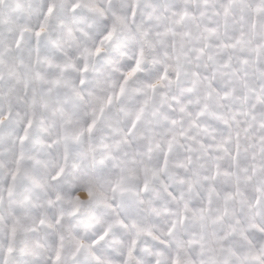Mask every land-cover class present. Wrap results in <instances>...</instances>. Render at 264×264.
Returning <instances> with one entry per match:
<instances>
[{"label": "clouds", "instance_id": "clouds-1", "mask_svg": "<svg viewBox=\"0 0 264 264\" xmlns=\"http://www.w3.org/2000/svg\"><path fill=\"white\" fill-rule=\"evenodd\" d=\"M22 2L26 11L19 23L30 31L21 39L7 20L16 0H0V264H95L83 250L76 253V240L113 264H123L118 253H126L133 240L129 264H264V232L241 235L239 225L234 232L230 227L232 212L243 220L247 209L240 198L225 202L236 177L222 172L239 168L233 169L229 155L205 151L199 143L215 145L227 136L231 130L221 117L241 107L235 99L239 91L220 98L238 87L223 75L230 70L220 67L227 57L197 59V22L177 24L179 16L173 15L187 8L200 27L213 25L210 11L199 16L202 0H80L76 9L77 0ZM253 19L264 34V16ZM41 26L45 32L37 38ZM66 61L74 66L50 67ZM137 61L138 70L120 93ZM28 69L49 82L68 83L53 87L28 80ZM109 96L112 103L105 104ZM197 112L203 115L193 127L189 113ZM174 135L179 143L169 150ZM245 156L242 147L241 168L247 166ZM217 166V179L205 180ZM209 197L211 204L201 213ZM116 221L121 223L109 230ZM60 244L61 259L55 261Z\"/></svg>", "mask_w": 264, "mask_h": 264}, {"label": "snow or ice", "instance_id": "snow-or-ice-1", "mask_svg": "<svg viewBox=\"0 0 264 264\" xmlns=\"http://www.w3.org/2000/svg\"><path fill=\"white\" fill-rule=\"evenodd\" d=\"M205 7L200 11L199 16H205L209 11L216 17L215 22L211 26L200 27L198 22V17L194 12H190L187 8L182 9L179 13H173V15L179 16L176 23H182L185 19H192L197 22V26L200 28L199 35L197 36L198 41L201 46L196 49L198 56L197 59L206 57L207 61L215 62L216 56H226L225 62L220 65L221 68L228 69L223 75L230 77V82L234 81L238 87H233L229 91L223 93L220 98H227L232 96L233 93L239 91L240 95L235 97L236 100L241 102V107L236 110L234 114L229 115L225 113L221 119L231 130L229 134L221 139L217 140L215 145L204 144L200 141V147L205 151L209 149H215L217 151H222L226 155L231 157L233 169L239 168V173L233 171L229 173L228 170H223L222 174L225 176L236 177L233 182L234 191L227 192L224 195L225 202L240 198V204L242 208H246L244 219L242 220L235 211L232 212V216L235 219V224L231 225L232 231H236V226H240V234L243 235L248 230H256L258 232H264V84L259 83L264 81V34H261L257 25L254 22L253 17L264 16V0H202ZM80 7V0L72 4V8L76 9ZM15 12L8 15V22L19 29L20 38H23L24 31H30V29L25 28L19 23V19L23 17L26 11L22 0H16ZM49 8V12H51ZM245 14L248 15L249 23L246 25ZM4 17L0 15V22H3ZM233 25H238V28H233ZM115 30V29H113ZM233 31V35H227L229 31ZM171 31V29H167ZM45 32V27L41 26L38 31L35 32V36L39 38L42 33ZM71 35V32L69 33ZM112 32H109L107 36L104 37L105 40L109 39ZM187 35V33H185ZM215 41V43H213ZM213 49L214 51H209ZM101 49L97 47L96 52ZM88 51V49H85ZM36 62H42L37 56ZM139 61H137V66L131 71H128L124 76L123 83L120 84V93L124 92V87L127 84L128 79H130L139 68ZM71 61H66L60 65H51L50 67H58L63 71L65 68L73 67ZM179 68V64L177 65ZM28 80L36 79L41 83H51L53 87L66 85L68 82L62 79H55L51 82L47 81L39 73L33 74V69H28L25 73ZM167 77H162L166 79ZM157 81V84H160ZM211 86V80L209 81ZM151 87L155 88L156 85ZM215 91V89H213ZM36 101L33 97L29 103L31 108L35 105ZM112 97L109 96L105 104H111ZM105 105H102L100 111L103 112ZM223 106V105H222ZM207 108V105H205ZM229 111H231V105H228ZM181 112H184V108H180ZM143 112V108L140 109V113ZM191 116V125L193 127L198 126L197 121L199 117L203 115V112H197L194 115L189 113ZM139 119V115L137 116ZM173 124L176 121H172ZM234 124L238 125V128H234ZM95 125V120L88 126V130L91 131L92 127ZM32 127V122L29 121L25 127V135L20 137L21 143L27 138V129ZM207 132V129H203ZM178 135L183 136L184 133L180 132ZM211 136V133H208ZM241 135H243V144L241 141ZM214 138V137H213ZM179 143L177 136L174 135L172 139L167 141L168 149L171 150L173 146ZM231 145V151L227 147ZM246 154L245 160L247 162L246 167L239 166L241 148ZM21 159H23V152L21 151ZM20 169L17 167L16 172ZM63 171V168L60 169ZM221 174V169L219 166L210 175L205 176L204 179L208 181H215L217 176ZM243 174V175H241ZM16 173H13V179H15ZM59 175V173H57ZM241 180L245 181L242 185ZM215 189H212L214 191ZM12 188H9V194H11ZM51 203V201H49ZM211 204V197H209L207 204L204 208L199 209L201 213L207 211V206ZM187 207V205H185ZM229 209L225 207L224 214H228ZM223 216H217L216 219L220 220ZM41 224L45 221L42 219ZM120 221L114 222L113 225L109 226V230L116 224H120ZM126 227V225H124ZM48 227H54L50 222ZM133 227H137L133 224ZM175 227V222H173V228ZM173 228H169L168 233L170 234ZM137 231H146L147 235L152 236L153 233L147 229H139ZM15 232V229H13ZM107 233H105L106 235ZM158 238V237H156ZM226 238V237H225ZM61 241L63 236L60 237ZM104 236L100 237L103 240ZM189 243H199V241H189ZM178 246H182V242H178ZM135 248V240L131 241L125 246V251H120L119 256L123 258V264H129L133 256V250ZM76 253H80L81 250L87 256H90L95 264H113V260L109 258L101 259L96 256L91 251V246L85 244L81 240L75 241ZM220 250L223 251V246H220ZM11 251V249H9ZM63 252V245L60 244L55 249V261L61 259ZM37 255L39 253H36ZM75 255V253H74ZM157 256L161 253L157 252ZM159 264V261H157ZM175 264V262H174ZM199 264H206L205 261H199Z\"/></svg>", "mask_w": 264, "mask_h": 264}]
</instances>
